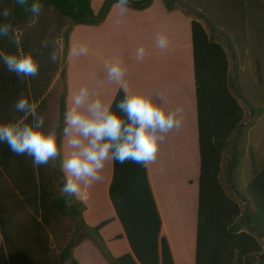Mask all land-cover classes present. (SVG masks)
Returning a JSON list of instances; mask_svg holds the SVG:
<instances>
[{
    "label": "crops",
    "instance_id": "obj_1",
    "mask_svg": "<svg viewBox=\"0 0 264 264\" xmlns=\"http://www.w3.org/2000/svg\"><path fill=\"white\" fill-rule=\"evenodd\" d=\"M103 2L105 0H92L95 13L101 10L100 3ZM202 3L206 9H212L214 12L228 11L220 2L211 3L204 0ZM7 9L9 16L0 17V24H9L11 21L12 4H9ZM245 11L244 0L231 2V17L236 22L238 34V25L244 21ZM249 12L252 17L256 14L253 2L250 3ZM191 22L192 18L180 10L168 11L163 0H155L144 11L129 9L124 15H120L119 10L113 6L101 25L77 26L70 34L69 50L78 43H86L91 53L87 56H73L69 55L68 50L66 57L67 107L71 94L84 85L89 86L94 93L112 106L118 91L123 90V87L122 84L105 82L104 62L118 58L127 67V74L122 83L130 91L151 95L157 103H165L169 110L182 109V125L166 134L160 144L156 160L147 165L150 186L162 220L161 234L170 243L175 264H182L187 260L186 254L190 247L191 264H195L196 250L201 158L198 86ZM67 27L68 23L56 12L43 11L28 26L10 28L7 33L0 32V52L31 53L40 63L38 75L27 79L17 77L0 64V120L20 119L23 113L17 112L14 105L21 96H24L38 102L37 116L44 117V130L55 131L62 93L63 34ZM161 33H167L169 37L170 43L166 50L156 47L157 37ZM215 34L227 40L222 32L216 31ZM141 46L145 47L146 55L143 59L137 60L136 50ZM53 50L58 52L55 63L49 59ZM230 54L232 57L236 55L237 59L240 58L239 53L235 54L233 49L230 50ZM204 60L202 82L206 105L208 99L222 101L225 95L223 88L225 70L220 55H206ZM28 120L31 122L33 117L29 116ZM70 151L64 137L62 158ZM53 166L54 161H50L48 165L34 167L30 157L14 155L6 144H0V214H3L9 228L19 227L27 230L42 227L48 231L49 235L34 238L31 245L24 250L25 258L32 261L35 259L33 257H36L40 264L51 259L56 260L58 264V255L71 234L66 233L64 218L59 219L49 211L50 200L60 195L59 189L51 179ZM100 175L101 179L95 183L105 193L106 202L111 210L109 218H113L115 213L109 199L113 161L105 163ZM94 186V182L82 185L81 191L75 195L87 206L84 217L89 226L99 224L88 216ZM262 187L264 190V185ZM180 195L186 196L189 207V211L184 213V221L180 217L179 207L182 203ZM184 222L186 226L182 227ZM115 223L119 224L116 220L111 225ZM181 228L188 229V236L186 233L183 234ZM119 234L121 233L118 231ZM177 241L184 244L190 241L188 245L190 247L185 246L182 253L176 248ZM89 245L93 246L90 242H84L75 249L74 257L77 261L79 251ZM128 249L129 247L119 256L127 253ZM179 253L180 256L183 255L182 259L179 258Z\"/></svg>",
    "mask_w": 264,
    "mask_h": 264
},
{
    "label": "trees",
    "instance_id": "obj_2",
    "mask_svg": "<svg viewBox=\"0 0 264 264\" xmlns=\"http://www.w3.org/2000/svg\"><path fill=\"white\" fill-rule=\"evenodd\" d=\"M154 1L132 0L130 9L144 11ZM203 1L163 0L168 11L180 10L192 18L201 158L195 264H264V0H244L245 19L238 25L239 34L230 12L233 0H209L220 2L228 9L222 12L206 9ZM40 2L41 12L54 11L68 21L63 34L62 93L55 129L61 153L51 170V179L60 195L52 198L48 207L51 212L69 220L72 231L58 255V264H79L74 251L84 242H90L107 264H175L170 243L161 234L162 220L147 166L132 161L123 164L113 161L109 199L115 217L96 226L86 223L84 202L76 196L69 202L61 192L69 37L77 26L101 25L116 0H105L98 13L92 8V0ZM252 2L256 9L253 17L249 12ZM34 20L26 8L12 0L11 29L28 26ZM216 31L222 32L228 41L217 36ZM232 49L235 54L239 53V59L236 55L232 57ZM206 55L221 57L225 95L222 101L208 99L204 105L202 69ZM123 97L124 91L119 90L111 106L121 115L116 105ZM180 196V217L184 221L189 207L186 196ZM116 220L122 233L114 241L125 239L129 247V252L118 257L111 253L102 235V231ZM185 226L184 222L182 227ZM184 245L188 247L189 244L185 242ZM182 256L179 253L180 259Z\"/></svg>",
    "mask_w": 264,
    "mask_h": 264
},
{
    "label": "clouds",
    "instance_id": "obj_3",
    "mask_svg": "<svg viewBox=\"0 0 264 264\" xmlns=\"http://www.w3.org/2000/svg\"><path fill=\"white\" fill-rule=\"evenodd\" d=\"M15 4L26 8L33 18L42 9L40 0H15ZM131 6L132 0H116L114 5L120 15H124ZM8 16L7 8L0 10V17ZM9 29V24H0V32L7 33ZM169 43L167 33L158 35L157 48L166 50ZM90 53L91 49L86 43H78L69 50V55L73 56H87ZM145 55V47L136 50L137 60ZM49 59L55 63L58 52L53 50ZM0 64L23 79L36 77L40 71V63L31 53L0 52ZM104 68L106 83L122 84L124 97L116 107L123 115L113 111L111 104L87 85L81 86L69 97L64 112L63 136L71 151L61 163L64 173L61 192L69 202L81 191L82 185H90L101 179L100 173L109 160L118 164L132 161L145 167L155 161L166 134L183 123L181 108L169 110L165 103H157L151 95L130 91L123 85L127 67L122 60H105ZM14 107L23 116L16 121L0 120V144H6L14 155L30 157L34 167L48 165L61 153L57 133L44 130V117L37 116V101L21 96ZM29 116L33 117L31 122Z\"/></svg>",
    "mask_w": 264,
    "mask_h": 264
},
{
    "label": "rangeland",
    "instance_id": "obj_4",
    "mask_svg": "<svg viewBox=\"0 0 264 264\" xmlns=\"http://www.w3.org/2000/svg\"><path fill=\"white\" fill-rule=\"evenodd\" d=\"M9 4H12V0H0V9L7 8ZM100 4L102 8L104 2L103 4ZM62 19L68 23L65 18L62 17ZM94 185L95 186L91 197V207L89 209L88 216L96 223H100L101 221L110 217L111 210L106 202L105 193H103L101 187L99 185H96L95 182ZM50 213L55 215L59 219H63L51 211ZM64 221V228L66 230V233L70 234L72 231L71 224L67 219H64ZM180 230L183 231V234L188 233L187 228H181ZM118 231L119 233H122L121 226L120 224L115 223L106 227L102 234L111 253L116 257L119 256L120 253H123L128 247V244L125 240L114 241V239L118 235ZM47 232L48 231L42 229V227H34L27 230L21 229L19 227L9 228L7 222L3 218V214H0V264H40V262L36 260V257H33L35 259L32 261L25 258L24 250L27 248V246L31 245L30 243L34 238H44L49 235ZM188 244H190V241L188 242ZM54 245L55 243H53V246ZM184 247V242H176V248L179 249L182 253ZM189 249L190 250H187V260L184 261L185 264H191V255H189L191 252V247ZM127 252H129V249L127 250ZM78 261L81 264H107L106 261L101 257L99 252L90 245L82 248L79 251ZM56 262V260L54 261L51 259L44 264H57Z\"/></svg>",
    "mask_w": 264,
    "mask_h": 264
}]
</instances>
